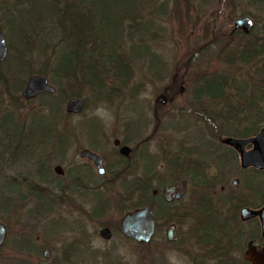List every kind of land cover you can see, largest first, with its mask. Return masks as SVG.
<instances>
[{
	"label": "rangeland",
	"instance_id": "rangeland-1",
	"mask_svg": "<svg viewBox=\"0 0 264 264\" xmlns=\"http://www.w3.org/2000/svg\"><path fill=\"white\" fill-rule=\"evenodd\" d=\"M50 1L0 0V31L8 47L5 59L0 62V71L19 64L18 45L21 47L23 44L14 32L7 31L10 17L18 18L16 22L20 23L16 25L25 26L40 23L38 19L41 15L46 18L42 23L44 40L25 53V64L29 71L35 72L33 74H37L39 68L49 66L52 51L60 46L59 36L52 34V20L49 18L52 7L47 6ZM160 4L165 7L164 11L151 16L145 13L152 24L143 40L146 50L143 53L133 51V41L122 47L133 67V75L126 85L115 88V97L108 101L100 100L84 88L79 96L85 100L84 110L57 121L58 130L64 137L66 134L67 139L59 143L54 136L52 143L63 147L64 151L51 149L48 140L30 153L11 159L10 155L18 154L17 145L21 137L14 128H9L11 121L0 119V189L3 191L0 193V221L7 226L6 241L0 248V264H196L200 258L189 239V224L178 227L177 243H167L164 230L158 232L154 242L147 244L137 243L122 234L120 218L130 210H127L128 202L125 208H121L117 199H120L127 184L144 172L143 167L148 166V160L151 162L150 180L158 188L185 174L196 163L205 174L210 164L216 165L217 175L208 180V188L213 194L220 192L221 186H224L221 190L223 195L230 194L235 189L232 186L234 178L239 179V189H243L248 180L255 185L264 181V176L255 174L251 169H241L238 157L220 144L219 137L211 134V127L200 120L203 111L215 116L224 105L194 95L196 87L204 79L222 75L232 84V88L226 90V94L230 95L229 103L235 104L240 99L239 94L251 92L254 66L240 63L225 65L217 56V48L225 44L233 20L243 15L253 19L256 26L253 33L264 42V5L250 0H157L156 5ZM20 6L23 7L18 10ZM153 60L156 64L158 61L160 66L153 65ZM29 76V73L21 76L24 78L23 85L12 91L18 98L15 105H9V93L0 87V116L14 111L15 116L19 113L26 122L27 114L37 112L39 101L33 98L25 102L21 95ZM49 82L55 87L50 79ZM160 96L165 98L164 103L158 100ZM247 124L238 119L230 120L227 128L230 134L221 137L234 136ZM7 129L13 133L11 140L6 136ZM115 137L135 147L131 174L116 179H101L96 169L87 164L83 166L87 180L102 183L103 186L88 190V197L73 198V205L66 200L64 190L52 191L53 183L61 187L68 183L72 165L86 163L79 157L81 148L96 151L105 159L107 168H113L117 159L112 143ZM42 162L48 174L45 177L35 176ZM56 164L64 170L62 176L53 171ZM197 178H193L194 181ZM33 181L45 183L36 186L46 189L44 195L55 200V206L46 198L45 208L36 206L35 198L27 190L28 183L34 184ZM241 189L238 193L244 196L245 192ZM95 192H100L108 200L106 210L99 217L95 216ZM251 201L260 206L264 203V196L262 200L256 196ZM76 204L83 207V211L78 210L77 214L71 211V206ZM77 215L79 218L74 219ZM177 215L180 216L178 211ZM166 216L161 220L165 224L168 217L176 214L169 210ZM104 226L112 232L109 240L99 236V230ZM253 226L255 224L250 223L245 228L251 230ZM252 232L256 235L260 233L259 225ZM71 246H80L84 250H62ZM45 251L49 252L48 257H45ZM237 257L241 259L242 253Z\"/></svg>",
	"mask_w": 264,
	"mask_h": 264
},
{
	"label": "trees",
	"instance_id": "trees-1",
	"mask_svg": "<svg viewBox=\"0 0 264 264\" xmlns=\"http://www.w3.org/2000/svg\"><path fill=\"white\" fill-rule=\"evenodd\" d=\"M156 1H50L51 3L47 6L52 7V13L49 16L52 20V34L59 36L60 46L52 51L49 66L39 68L36 73L48 77L55 85V91L41 93L34 98L39 101V106L37 112L30 114L31 116L26 115V122L23 121V117L19 113L15 116L14 111L1 114L0 119L11 121L9 128H14L21 137L17 145L18 154L10 155L11 159L30 153L31 150L45 145L48 140L51 142V149L57 148L60 152L64 151L63 147L55 146L56 144L52 143L54 136L57 137L55 140L59 143H62V139L64 141L67 139L66 134L64 137V134L58 130L57 121L63 116L73 115L64 111L63 104L72 96H80L84 88L100 97L102 101H108L115 97V88L126 85L128 79L133 75L132 62L126 58L122 47L127 42L133 41L135 42L131 45L133 51L143 53L146 50L143 40L147 37L152 24L145 13L147 12L148 16H151V14L165 9L163 4L157 6ZM250 1L264 5V0ZM21 7L23 6L18 7V10ZM187 12L189 13V9ZM16 19L18 18L10 17L7 31L14 32L17 40L23 42L21 47L18 45L19 64L10 65L3 72L0 71V87L9 93L7 97L10 106L17 102L18 98L12 91L21 88L24 82L22 77L26 73L29 75L35 73L28 70L29 68L25 64V53L43 42L42 35L45 34V30L42 23L46 20L41 15L38 19L40 23H28L25 26L16 25L20 23L16 22ZM184 21L189 22L187 19ZM255 29L256 26L249 34H245L241 30H231L226 35L225 44L217 48V56L225 65L235 66L240 63L254 66V80H252L254 90L252 88L251 92L245 95L239 94L240 99L236 100L235 104H231L229 103L230 95L226 94V90L232 88V84L223 75L206 78L195 89L196 97L207 98L208 102L224 105L215 116L205 111L201 114L200 120L211 127L210 131L213 137L230 134L227 130L230 120L238 119V121L248 123L242 131L234 134L235 137H238L237 135L240 137L255 135L264 123V42L253 33ZM155 61L153 60L152 64L160 66L158 61L157 64ZM238 91L240 92V90ZM28 101L30 100L25 102ZM11 134H13L11 130L7 129L8 140L13 138ZM150 163V160L146 161L148 166L143 167L144 172L127 184L120 194V199H117V205L125 208V204L128 202L127 210L149 205L155 210L159 221L163 217H167V211L173 210L176 216L168 217V220L176 221L179 226L185 223L189 224V239L196 247L197 250L194 251L200 258V261H194L196 264H249L243 256L241 259L237 256L243 254L249 239L260 237V233L256 235L252 232L254 228L258 229V222L256 219L242 222L239 219L238 211L242 206L259 207V203H254L251 198L258 196L262 200L264 181L260 185H255L252 180H248L244 188H240L242 192H245L244 196L239 195V188L233 189L228 195H223L221 190L217 194H213L208 188V181L204 179V173L196 163L195 166L187 169L185 174L174 178L188 177L191 172L193 175L191 177L192 184L188 190L189 197L181 207L178 202L170 205L165 204L161 198L157 202L156 197L152 196L154 185L150 180ZM251 170L259 176H264L262 172L264 169ZM36 171L35 176L45 177L48 174V169L45 168L43 162ZM130 172L128 164L123 163L118 166L114 165L113 168L108 169L104 177L100 178L112 177L111 179H116L131 174ZM195 177H198L197 181H194ZM40 183L45 184L44 182L28 183L27 190L35 198L36 206L45 208L46 199L51 202L52 200L44 195L45 188L41 189L36 186ZM95 201V216L99 217L106 210L108 200L106 197H102L100 192H95ZM250 223L255 224L254 228L246 229L245 226Z\"/></svg>",
	"mask_w": 264,
	"mask_h": 264
},
{
	"label": "water",
	"instance_id": "water-1",
	"mask_svg": "<svg viewBox=\"0 0 264 264\" xmlns=\"http://www.w3.org/2000/svg\"><path fill=\"white\" fill-rule=\"evenodd\" d=\"M254 27L253 19L248 15L236 17L233 20V30L240 29L243 33L249 34ZM7 44L2 31H0V62L5 59L7 53ZM55 87L49 82V79L42 74H33L27 77L26 83L21 91V95L25 100L35 98L41 93H53ZM158 99L164 102V97L160 96ZM85 108V100L79 96H72L67 99L65 104V111L69 114H79ZM221 143L233 146L239 154L240 165L242 168L254 167L256 169H264V126H262L255 135L249 137H235L223 136L220 139ZM119 140L115 139L114 144H118ZM249 146V148H247ZM130 148L122 146L120 148L121 154H128ZM80 156L91 161L98 170L99 174L104 173L102 167V159L100 156L89 148H82L79 152ZM215 166L211 165V170ZM58 174H62V169L59 165L55 167ZM212 174V172L210 173ZM182 187L175 195L176 198H181L185 192L186 181L181 182ZM180 183L169 184L163 187L162 194L164 200H171L170 194L177 188ZM239 219L242 222L257 219L260 226V236L264 238V203L257 207L243 206L239 210ZM173 224L167 228V238L173 239ZM120 227L122 234L137 243H148L154 233L155 229V215L153 210L145 205L126 211L120 218ZM99 236L103 239H110L111 231L108 227H102L99 231ZM7 237V226L0 221V248L5 244ZM45 257L49 256V252H44ZM244 260L250 264H264V245L258 239H249L246 243V248L242 254Z\"/></svg>",
	"mask_w": 264,
	"mask_h": 264
},
{
	"label": "flooded vegetation",
	"instance_id": "flooded-vegetation-1",
	"mask_svg": "<svg viewBox=\"0 0 264 264\" xmlns=\"http://www.w3.org/2000/svg\"><path fill=\"white\" fill-rule=\"evenodd\" d=\"M231 30H233V27L231 28ZM236 30H240V29H236ZM158 100L161 103H164V102H162V100H160V99H158ZM164 100H165V98H164ZM115 139H118L119 140V143L118 144H114V140ZM220 139H221V137L218 138V141L220 142V144H222L225 147H227L239 159L238 151L233 146H230V145H226V144L221 143ZM112 143L114 145L115 151L117 152V159H116V162H115L116 166L125 163V164H128V166L130 167V169H132V165L134 164L132 158H133V154H134L135 147H131L126 141H124V140H122L120 138H117V137H115L112 140ZM122 146H127V147L130 148V151H129L128 154H121L120 153V148ZM84 148H87V147H84ZM247 148H249V146H247ZM80 150H79V152H80ZM90 150H92V149H90ZM92 151H94V150H92ZM94 152L97 153L96 151H94ZM97 154L102 159V167L104 168V173L103 174H99L97 168L95 167V165L91 161H89L88 159L80 156V154H79L80 159L86 161V163L85 164L84 163H78V164H76V166H73L72 165L70 167V169H69V172H68V177H67L68 183L65 184V185H63V187H61V185H59L58 183H53L52 184V191L53 190H56V191H63L64 190L66 192V196H67L66 197V200L67 201L69 200L70 203H72V201H75L74 199H76L77 197H80V196H82V197H84V196L88 197L87 196V193H86L88 190L95 189L97 187L103 186L102 183H90L87 180L88 178H87L85 172L83 171V166L84 165L91 164L96 169L98 178L104 177L106 175V173L108 171V168H107V165H105V161H104L105 159L99 153H97ZM57 165H59V164H56L53 167V171L57 175L62 176L64 174V170L62 169L61 165H59L61 167V169H62V174H58L56 172V170H55V167ZM211 165H214L215 166V169L214 170H211ZM239 166L243 170L244 169H256L254 167L242 168L241 165H240V159H239ZM211 172H212V174H210ZM193 173H195V172H193ZM216 175H217L216 165L213 163V164H210L209 169L207 171V174L204 173V179L207 180V181L208 180H212L213 178H215ZM192 176L193 175H190L188 177H180V178H177V179H173L172 181L163 184L160 188H158L157 186H155L156 185L155 184L154 187L152 188V196L156 197V201L157 202L159 201V198H161L162 201H163V203H165V204H169L170 205V204H173V203H177L178 202V205H180L181 207H183L184 206V203L187 202V199L189 197L188 190H189V188H190V186L192 184L191 183V181H192V178L191 177ZM183 180L186 181V184H185V192L183 193L182 197L178 199V198L175 197V195L179 192L180 188L182 187L181 182ZM151 182H152V180H151ZM175 183H180L179 188L175 189L170 194L171 200H169V201L164 200V197H163V194H162L163 187L166 186V185L175 184ZM152 184H153V182H152ZM238 184H239V179L238 178H234L232 180V186H233V188H235V189L239 188L238 187L239 186ZM220 189L223 190L224 189V186H221ZM84 192L86 193V195H85ZM158 195H160V196L158 197ZM54 202H55V200L52 199V206H55ZM72 205H73V203H72ZM147 206H149V205H147ZM149 207L153 210L154 215H155V229H154V233H153V235H152V237H151V239H150V241L148 243L154 242V240L156 239L155 237L158 234V232H161L162 233L163 230H164V237H165V240L167 241V243H177L179 241V236L176 234V232H177V229H178L179 225L176 223V221L168 220L167 219L166 220V224L163 223V222H161V221H159L158 218H157V216H156L155 210L151 206H149ZM78 210H82L83 211V207L81 205H79V204H76L74 206H71V211L76 212V214H77ZM74 217H75L74 219L79 218L78 215L77 216H74ZM252 220H255V219H252ZM248 221H250V220H248ZM248 221H245V222H248ZM257 222H258V220H257ZM171 224L174 225L173 226V232H172L173 239L172 240H169L167 238V235H166L167 232L166 231H167L168 226L171 225ZM258 225H259V222H258ZM104 227H107V226H104ZM259 232H260V226H259ZM81 234L82 233H80L79 235H81ZM111 237H112V232H111ZM253 239L260 240L261 241V244L264 245V238H262L261 236L259 238H253ZM106 240H109V239H106ZM62 250H84V249L82 247H80V246H71V247H67V248H62Z\"/></svg>",
	"mask_w": 264,
	"mask_h": 264
}]
</instances>
